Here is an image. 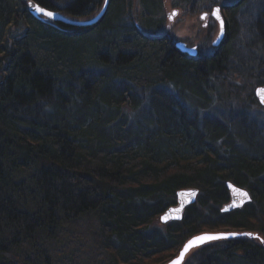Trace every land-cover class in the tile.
Masks as SVG:
<instances>
[{
    "label": "trees",
    "instance_id": "obj_1",
    "mask_svg": "<svg viewBox=\"0 0 264 264\" xmlns=\"http://www.w3.org/2000/svg\"><path fill=\"white\" fill-rule=\"evenodd\" d=\"M33 1L56 10L62 0ZM101 1L63 8L86 16ZM118 3L89 27H56L33 17L28 0H0V264H159L187 237L218 227L256 237L208 242L183 264H264L262 111L249 114L255 129L246 149L226 142L218 117L212 123L206 114L212 129L188 133L197 121L178 111L223 106L224 94L208 103L204 88L225 72L226 46L187 56L172 36L154 33L149 7L163 0H144L142 22ZM95 31L101 39L84 44ZM174 90L191 98L179 103ZM149 98L165 115L159 126L149 118L143 127L128 113ZM228 179L252 200L222 212ZM183 186L199 188L197 201L181 220L157 225Z\"/></svg>",
    "mask_w": 264,
    "mask_h": 264
},
{
    "label": "rangeland",
    "instance_id": "obj_2",
    "mask_svg": "<svg viewBox=\"0 0 264 264\" xmlns=\"http://www.w3.org/2000/svg\"><path fill=\"white\" fill-rule=\"evenodd\" d=\"M67 1L62 0L59 2L57 10L65 18L71 20H89L93 15L90 13L86 16L75 17L65 10ZM201 3H197V0H163L162 7L156 8L154 5L149 7L152 17L151 25H158L159 28L155 30L156 34H168L174 38V44L176 41H182L185 45L195 46L198 50L196 56L194 57H205L207 53H210L212 50H216L219 44L216 46L211 45V41L218 36L221 23L217 16L213 14L214 8L219 7V12L222 15L223 23L225 19H228L230 22V31L229 34H226V24L224 23V36L222 38L227 41L226 50L228 55H230L229 61L225 68V72L219 76H214V74L207 82H205V90L207 95V102L210 103L212 100L216 101L219 98L220 94H224V100L222 103L223 106L219 104L211 103L212 106L208 108L200 107L196 104H187L184 107L178 109L180 114H183L186 118V121H191V119H196L197 127L192 125V129L188 127L186 130L188 133L198 131L203 133L207 129H212V125H209L205 119V115L211 116L212 123L214 122L215 117H218L223 122L225 121V128L229 132L227 137H225L226 142H232L233 144L241 147L243 149L247 148L246 136H251V140H254L252 131L255 129L254 124L251 122L250 115H256V113L261 112L264 115V107L257 100H253L248 97L249 92H253L257 86L264 85V83H259L258 77L264 73V0H200ZM27 2V0H26ZM150 0H148L149 4ZM125 3V1H124ZM208 3H217V5L208 6V12L203 11L199 15L196 12H193L191 5L205 4ZM147 4L144 3V0H126V7L133 8L134 20L142 22L141 13L146 9ZM223 10L221 9V6ZM148 8V7H147ZM234 11V16L229 19V10ZM55 10V9H54ZM174 11V13H172ZM178 13V15H177ZM204 13L211 15L214 22L211 23L209 28L205 30L202 27L201 21L204 19ZM39 18L45 22L50 23L53 26L61 27V24L66 25L61 21H53L48 16L40 15ZM69 25V24H68ZM66 25V26H68ZM70 26V25H69ZM65 28V27H64ZM70 29V28H65ZM103 33L95 31L91 33L90 40L83 39L84 44L91 42L94 39H101ZM221 40V41H222ZM218 49V50H219ZM222 50V49H221ZM220 50V53H221ZM185 55H189L184 53ZM257 68V71L255 69ZM191 82V79H190ZM203 87V86H202ZM218 91V93H217ZM173 95L177 96V101L183 103L185 100L184 97L188 96L191 98V95L185 93L179 94L180 91L174 90ZM227 98H226V97ZM204 97V92L203 96ZM205 100V98L201 99ZM154 99L149 98L142 108H137V110H130L128 113L130 116H138L139 122L144 124L143 127L151 126L148 119L154 120L155 125L159 126L157 119L164 118L165 115L160 114L154 107ZM209 106V105H208ZM145 107V108H144ZM248 112L249 117H242L245 112ZM197 114V115H196ZM262 117V116H261ZM234 119V120H233ZM148 122V123H147ZM221 126V125H220ZM142 127L141 125L138 126ZM150 128V127H149ZM218 131L222 130L217 128ZM263 142V141H261ZM246 188V187H245ZM220 205V209H221ZM154 221L157 225H163L159 221L158 217L154 218ZM229 231L236 230L235 228L227 227H218L216 229H205L202 231ZM241 230V229H240ZM236 230V231H240ZM252 237H256L255 234L251 233ZM250 235H241V237H251ZM79 238H86V236H80ZM82 240V241H81ZM76 241H73L75 243ZM77 245H84V240L79 239ZM190 253L187 255V257ZM172 257V256H171ZM169 257L168 259H170ZM163 263V262H162ZM165 263V262H164ZM161 264V263H159Z\"/></svg>",
    "mask_w": 264,
    "mask_h": 264
},
{
    "label": "water",
    "instance_id": "obj_3",
    "mask_svg": "<svg viewBox=\"0 0 264 264\" xmlns=\"http://www.w3.org/2000/svg\"><path fill=\"white\" fill-rule=\"evenodd\" d=\"M108 2L109 0H105L103 2V5L101 6L102 8L100 9L99 13L95 14L93 17H91L89 20H71L69 18H65L61 15V13L56 9V10H52L49 9L47 7H43L42 5H40L39 3H37L36 1L33 0H28V9L31 13V15L33 17H39L40 15L42 16H47L45 15L43 12L37 11V8L40 9H44L46 12H52L54 13L53 16H48L50 19H52L53 21L57 22V21H61L63 23H65L66 25H72L75 27H79V26H84V27H89L91 25L96 24L100 18L103 16V14L105 13V11L108 8ZM219 9V7L214 8ZM174 13V11L172 12ZM216 16V15H215ZM219 22L221 23L220 25V32L218 33V37L213 41V45H218L220 43V41L222 40L224 34V23H223V18L222 15L219 12ZM174 46L176 48H178L182 53H186L189 54V56L194 57L197 54V48L194 46H186L184 42L182 41H177ZM264 89V85L261 86H257L255 88L254 91V97H257L259 103L264 106V102H262V97H264V93L258 92V90ZM226 188L228 190V196L229 199L227 200V202L223 203L221 206V211L222 212H228V211H232L234 209H238L239 207H242L244 204L249 203V201L252 200V195L251 192L248 188H245L241 185H236L232 180L228 179L225 182ZM184 188H178L175 191V198L176 201L175 203H173V205H170L168 207H166L165 209H163V212H161L158 216L159 221H161L163 224L167 223L169 221H174V220H181L183 215H184V211H185V207L190 206L195 204V202L197 201V196L199 194V188L194 186V187H190V186H183ZM242 193H247V197H245ZM227 233H236V235H228L226 237H222L220 239H229V238H233V237H240L241 235L249 234L250 232L248 231H244V230H240V231H236V230H229V231H223V230H218V231H203V232H198L197 234H193L191 236H189L188 238H186L185 242L181 245V247L177 250V253L171 257L170 259L166 260L165 263L162 264H173V261H177L180 257L181 252L184 250L185 246L188 245L189 241H193L194 238L196 237H200L204 234H227ZM218 239L215 240H206L203 243H195L194 246H191L188 251L184 254L183 260L181 261V264H183V262L185 261L187 255L190 253L191 250L197 248L198 246L207 244L208 242L211 241H216Z\"/></svg>",
    "mask_w": 264,
    "mask_h": 264
},
{
    "label": "flooded vegetation",
    "instance_id": "obj_4",
    "mask_svg": "<svg viewBox=\"0 0 264 264\" xmlns=\"http://www.w3.org/2000/svg\"><path fill=\"white\" fill-rule=\"evenodd\" d=\"M114 1H116V0H109V4H108V8H107V10L105 11V13H108L109 12V10H110V7H111V5L114 3ZM119 3H118V5H117V7L118 8H120V10L122 11V10H124V8H125V6H126V0H123V2H122V0H117ZM124 1H125V3H124ZM197 3H201V1L200 0H197ZM103 4V0L101 1V3L99 4V7H98V10L97 11H95V13L94 14H96L99 10H100V8H101V5ZM121 4H122V7H121ZM212 3H208V5H205V4H197V5H191L192 6V10H193V12H196L197 11V13L200 15L201 14V12H203V11H207L208 12V6L210 7V6H212V5H217V3H214V4H212ZM114 5V4H113ZM220 6H221V9L223 10V7L224 6H222L221 4H220ZM208 8V9H207ZM118 10V9H117ZM121 11H119V12H121ZM177 15H178V13H177ZM203 20L201 21V24H202V27L205 29V30H207L208 28H209V26L211 25V23L212 22H214L215 20L213 19V17L211 16V15H208L207 16V14L206 13H204V16H203ZM225 24H226V34L228 33L229 34V31H230V22L228 21V19H225V22H224ZM217 37V36H216ZM227 39V38H226ZM226 39H223L222 41H220V43H219V46H217V47H220L221 46V48L219 49V48H216V50H212V51H210V53H207L206 55L207 56H205V57H209L210 55H213V54H215V53H219L220 52V50L224 47V46H226L227 44V41L225 42V40ZM214 40V39H213ZM212 40V41H213ZM212 41H211V45H212ZM214 46V45H213ZM198 48V47H197ZM219 49V50H218Z\"/></svg>",
    "mask_w": 264,
    "mask_h": 264
},
{
    "label": "snow or ice",
    "instance_id": "obj_5",
    "mask_svg": "<svg viewBox=\"0 0 264 264\" xmlns=\"http://www.w3.org/2000/svg\"><path fill=\"white\" fill-rule=\"evenodd\" d=\"M37 11L43 12L45 15L50 16V17L54 15V13H52V12H46L44 9H40V8H37ZM213 14L216 15L217 18L219 19V9L214 10ZM258 92L264 93V89L258 90ZM262 102H264V97H262ZM242 194L245 197H247V193H242ZM228 235H236V233H227V234H204V235H202L200 237L194 238L193 241H189L188 245H186L185 248H184V250L181 252L179 259L177 261H173V264H181V261L183 260L184 254L188 251V249L191 246H194L195 243H197V242L203 243L206 240L220 239V238L226 237ZM246 235H251V234L249 233V234H246Z\"/></svg>",
    "mask_w": 264,
    "mask_h": 264
},
{
    "label": "bare ground",
    "instance_id": "obj_6",
    "mask_svg": "<svg viewBox=\"0 0 264 264\" xmlns=\"http://www.w3.org/2000/svg\"><path fill=\"white\" fill-rule=\"evenodd\" d=\"M108 4H109V2H108ZM108 6V5H107Z\"/></svg>",
    "mask_w": 264,
    "mask_h": 264
}]
</instances>
